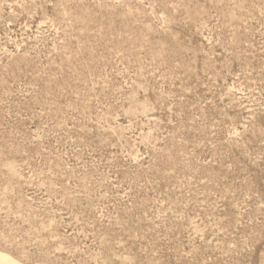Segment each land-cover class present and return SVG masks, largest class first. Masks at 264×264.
Listing matches in <instances>:
<instances>
[{"label": "rangeland", "instance_id": "rangeland-1", "mask_svg": "<svg viewBox=\"0 0 264 264\" xmlns=\"http://www.w3.org/2000/svg\"><path fill=\"white\" fill-rule=\"evenodd\" d=\"M0 250L264 264V0H0Z\"/></svg>", "mask_w": 264, "mask_h": 264}, {"label": "bare ground", "instance_id": "bare-ground-1", "mask_svg": "<svg viewBox=\"0 0 264 264\" xmlns=\"http://www.w3.org/2000/svg\"><path fill=\"white\" fill-rule=\"evenodd\" d=\"M144 109V108H142ZM12 165V164H11ZM10 166V165H9ZM9 168V167H8ZM11 168V167H10ZM10 174L17 173L16 166H12L10 169ZM19 175V174H18ZM13 176V175H12ZM7 251V250H6ZM14 256V255H13ZM11 254L4 252L3 250H0V264H23L22 262L18 261L16 258H14Z\"/></svg>", "mask_w": 264, "mask_h": 264}]
</instances>
